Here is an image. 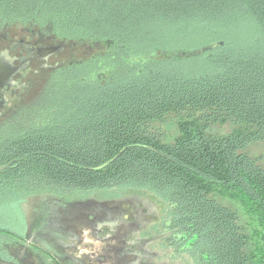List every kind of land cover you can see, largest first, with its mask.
<instances>
[{"label": "trees", "instance_id": "16d2710c", "mask_svg": "<svg viewBox=\"0 0 264 264\" xmlns=\"http://www.w3.org/2000/svg\"><path fill=\"white\" fill-rule=\"evenodd\" d=\"M0 22L110 44L102 64L72 71L48 126L1 137L0 238L28 226L33 198L140 191L194 264H264V164L247 152L264 142V0H0ZM191 37L210 41L164 45ZM227 122L244 129L209 134ZM49 187L65 190L38 192ZM223 199L256 218L253 248Z\"/></svg>", "mask_w": 264, "mask_h": 264}, {"label": "flooded vegetation", "instance_id": "af4514ba", "mask_svg": "<svg viewBox=\"0 0 264 264\" xmlns=\"http://www.w3.org/2000/svg\"><path fill=\"white\" fill-rule=\"evenodd\" d=\"M79 44L101 47L100 53L67 61L66 50ZM109 48L110 44L66 41L41 25L0 22V61L8 72L0 80V139L14 130L48 126L60 107L54 102L62 96L60 89L76 76L72 71L88 68L96 58L102 64ZM64 190L49 187L38 192ZM126 193L76 192L64 198L45 194L39 197L43 206L29 202L26 208L31 241L23 219L21 232L0 238V256L20 264L13 254L26 248V264H112L114 257L117 264H194L190 255L176 253L164 206L155 216L144 205H132L151 216L136 230H130L129 216L108 214V206L121 204Z\"/></svg>", "mask_w": 264, "mask_h": 264}, {"label": "rangeland", "instance_id": "374dc122", "mask_svg": "<svg viewBox=\"0 0 264 264\" xmlns=\"http://www.w3.org/2000/svg\"><path fill=\"white\" fill-rule=\"evenodd\" d=\"M210 40L207 38H194L191 37L189 39H182V40H170L167 42V44H164L166 46L171 47H181L184 49L189 50H196L199 49V47H202L204 45H207V43ZM103 49V48H102ZM101 47H92L90 44L88 45H74L72 48H69L66 50L65 54L68 57L67 61L72 60H81V59H87L91 56H93L96 53H100ZM165 128V131L168 134V137L166 140H171L173 137H176L178 135V126L176 123L170 122ZM244 126L233 124V123H218L212 126V128L209 131V134L216 136V137H223L228 136L233 132L237 131H243ZM250 156L252 157H259L262 159V163L264 164V142L252 145L248 151ZM124 200H122L121 204L118 205H110L108 206V214L113 213L114 215L120 216V217H126L129 216L130 218V230H136L137 225H145V222L150 219V215L148 216L147 213H145L143 210H141V207L138 208V211L134 209L132 205H138V206H146L149 211L153 213V215L157 216L158 212L162 210L163 204L159 201L158 198H156L153 194H150L148 192H140V191H131L127 192L123 196ZM116 201V200H115ZM114 201V202H115ZM226 205L232 206L234 209L235 207L238 209V212L241 216L242 224L245 228V232L250 235L252 238V241L250 243L251 248L252 244H255L257 240L256 234L260 232L258 222L256 221V218L248 213H246L239 204L232 202L228 199L222 200ZM45 202L43 200H37L33 202V206H43ZM141 204V205H139ZM114 206V207H111ZM133 207V208H132ZM135 210V212H134ZM132 217H135V220L131 219ZM149 217V218H148ZM146 220V221H145ZM6 223L3 222V225ZM119 232V231H118Z\"/></svg>", "mask_w": 264, "mask_h": 264}, {"label": "water", "instance_id": "95a60500", "mask_svg": "<svg viewBox=\"0 0 264 264\" xmlns=\"http://www.w3.org/2000/svg\"><path fill=\"white\" fill-rule=\"evenodd\" d=\"M210 48H212V47L203 48L202 50H199V51L195 52L194 54H197V53H200V52H205V51H207V50L210 49ZM2 57H3V56L0 55V58H2ZM7 73H8V72H7V70H6V64L1 63V61H0V80L4 79V77H6V75H7ZM26 158H27V156L24 157L23 159H26ZM23 159H22V160H23ZM22 160H21V161H22ZM8 167H9V166H2V167H0V171H3V170H5V169H7ZM37 200H41V198H39V197L33 198L30 202H32V204H33V202H34V201H37ZM30 217H31V214H30V211H29V218H27V219H28V220H27V224H28L27 240H29V241H31V238H32V237L30 238V233H31V231H32V229H31ZM29 238H30V239H29ZM29 243H30V242H29ZM13 256H15L16 260H17L20 264H26V259H27L26 248H24L23 251H21V253H15V254H13ZM0 264H13V263L6 262V261H3V260L0 259ZM112 264H117V261L115 260V257H114V260H113Z\"/></svg>", "mask_w": 264, "mask_h": 264}]
</instances>
